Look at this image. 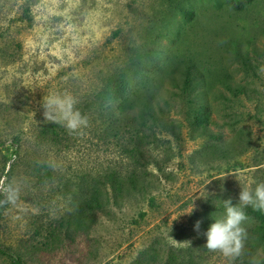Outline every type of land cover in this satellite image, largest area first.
<instances>
[{
	"label": "rangeland",
	"instance_id": "374dc122",
	"mask_svg": "<svg viewBox=\"0 0 264 264\" xmlns=\"http://www.w3.org/2000/svg\"><path fill=\"white\" fill-rule=\"evenodd\" d=\"M241 2L0 0V181L20 189V207L4 206L3 245L28 264H146L143 250L155 245L165 258L192 243L198 216L206 233L224 200L264 182V0ZM188 68L207 77L201 92L183 88ZM117 74L130 92L154 88L175 130L108 134L114 104L102 87ZM53 94L72 96L87 127L69 134L46 121ZM203 106L210 132L197 135L190 112ZM133 159L145 175L138 185L103 193L92 223L67 236L59 221L90 192L92 174L126 176ZM205 245L179 264H233Z\"/></svg>",
	"mask_w": 264,
	"mask_h": 264
},
{
	"label": "trees",
	"instance_id": "16d2710c",
	"mask_svg": "<svg viewBox=\"0 0 264 264\" xmlns=\"http://www.w3.org/2000/svg\"><path fill=\"white\" fill-rule=\"evenodd\" d=\"M242 3L241 0H226V3L234 5L235 3ZM22 18V17H21ZM191 67V65H189ZM188 68L184 75L183 88L187 87L191 90L198 89L201 82L204 84L207 80L204 73L194 72ZM208 86V85H207ZM103 91L105 104L112 106L114 109H109L108 120L109 126L108 134L114 137H123L121 139L131 138L142 132L141 135L150 133L155 135L156 128L175 130V124L167 120L164 116L165 100L159 101L156 96L154 88L140 83L133 92L129 91V81L127 76L117 74L109 76L104 80ZM199 91L201 92L200 88ZM198 92V90H197ZM163 102V103H162ZM102 111V110H101ZM103 112V111H102ZM105 113V112H104ZM106 114V113H105ZM193 117L190 120L192 131L197 135H205L210 132L209 124L212 121L211 106H203V108H195L190 112ZM52 131L55 132L53 129ZM126 134L129 136L125 137ZM141 135L138 139H141ZM149 141L147 142V144ZM213 145V144H212ZM143 146V145H141ZM135 149V148H134ZM137 150H140L137 149ZM17 153L18 150H13ZM134 151V150H132ZM137 159H133L131 164L126 167V176H121L115 173L112 167H105V173L108 174H92V185L90 192L87 195L80 197L75 202L74 207L66 221L60 220V225L65 229V234L68 236L71 233L78 234L89 226L94 220L95 211L101 204L102 194L109 191H119L123 182L134 188L145 175H141L137 171ZM129 170V171H128ZM4 207H0V220L3 215ZM247 216L253 221L248 225H244L247 229V238L244 241L243 253L238 257L233 264H264V211L255 210L251 206L245 208ZM197 219L201 222L200 226L205 229L208 225V217L198 216ZM65 220V218H63ZM204 231H199L196 239L192 243L185 246L171 247L169 255L161 258L160 254L164 252L155 245L149 246V250L145 249L141 254H144L146 264H179L182 252H188L189 257L192 258L199 249V244L202 240H206ZM49 236L53 234L49 233ZM200 241V242H199ZM261 248L260 253L258 249ZM0 254L5 255L8 259V264H28L23 257L17 252L12 251L8 246L3 245L0 241Z\"/></svg>",
	"mask_w": 264,
	"mask_h": 264
},
{
	"label": "clouds",
	"instance_id": "9594fccd",
	"mask_svg": "<svg viewBox=\"0 0 264 264\" xmlns=\"http://www.w3.org/2000/svg\"><path fill=\"white\" fill-rule=\"evenodd\" d=\"M76 100L70 95L53 94L44 98L42 107L46 121L62 124L69 134L77 133L87 127L88 121L75 109ZM210 182V181H209ZM0 207L11 205L19 208L20 189L18 186L0 181ZM251 206L255 210L264 211V182L259 183L254 191L242 188L238 203L233 204L231 198L223 201L225 216L210 225L206 236L205 248L212 253H220L230 261H235L243 253L247 229L244 222L248 219L245 208ZM24 211L23 208L20 209ZM192 211V209H191ZM189 211L188 213H191ZM200 221L195 224L199 234ZM175 240V239H173Z\"/></svg>",
	"mask_w": 264,
	"mask_h": 264
}]
</instances>
